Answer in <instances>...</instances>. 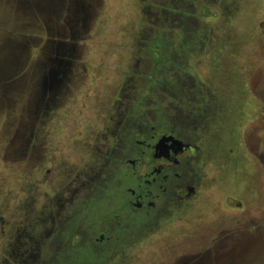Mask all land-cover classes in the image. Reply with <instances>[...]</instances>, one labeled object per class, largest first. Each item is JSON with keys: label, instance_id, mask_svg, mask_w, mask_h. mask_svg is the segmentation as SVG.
I'll list each match as a JSON object with an SVG mask.
<instances>
[{"label": "rangeland", "instance_id": "1", "mask_svg": "<svg viewBox=\"0 0 264 264\" xmlns=\"http://www.w3.org/2000/svg\"><path fill=\"white\" fill-rule=\"evenodd\" d=\"M180 1L0 0V264L13 225L35 232L44 210L39 232L52 228L100 184L75 180L99 171L128 95H148L151 74L168 71L162 19ZM185 4L202 30L183 71L218 107L195 142L200 194L102 264H264V0ZM59 56L71 60L67 76L43 96Z\"/></svg>", "mask_w": 264, "mask_h": 264}, {"label": "flooded vegetation", "instance_id": "2", "mask_svg": "<svg viewBox=\"0 0 264 264\" xmlns=\"http://www.w3.org/2000/svg\"><path fill=\"white\" fill-rule=\"evenodd\" d=\"M59 57L68 62L60 68L58 75L62 84L71 60L69 57ZM55 91H47L46 94H54ZM196 92L198 94L196 108L199 113L194 112V106L188 105L187 102L183 104L184 102L180 100V103L174 107L170 102L171 106L168 109L172 108V114L177 109L184 108L185 120L178 122L171 119L164 130H158L155 125L151 126L144 133L143 139L140 138V134L144 131L140 128V124L134 123L132 130L130 129L132 117L129 116L128 108L131 103L124 104L126 108L122 110L121 116L119 115L120 119L103 137L106 140V151L103 154L99 153L97 158L101 161L99 171L88 180L82 179L80 172L75 182H78L77 188H79L86 185L91 187L96 182L101 183L105 180H115L114 182L120 185L125 184L123 177L130 178L134 185L126 184L125 200L107 202L103 206H93L84 200L71 214L62 219L58 218L57 221L51 213L52 222L57 223L43 232L39 230L42 229L46 218L44 210L38 211L33 222V226L36 227L35 232L19 231L15 225L9 229L5 240L6 257L3 264H78L79 262L102 264L110 257V252H124L125 245L129 241L150 234L157 221L173 207L181 202L189 203L190 200L195 199L200 194V178L203 176L199 173V170H202L197 165L201 148L195 142L201 137L200 132L212 122L218 108L212 97L205 95L201 89ZM128 96L134 101L136 95L131 93ZM154 103L155 101L153 105ZM122 104L121 100L117 101V105ZM199 104H202V107ZM115 134L118 137H115L116 142H113L111 136ZM163 137L168 139L160 142ZM201 144L204 146V139ZM89 168L91 171L94 170L93 167ZM114 176L117 177L114 179ZM57 183L61 185L60 182ZM68 184L71 186L75 183L68 181ZM71 199L69 198L70 202ZM50 205H53V202H50ZM57 205L59 207L56 213L59 215L63 202ZM97 209H102L99 218H102L103 222L94 223L97 219H93L94 221L83 229L85 237L83 240L89 243L88 248L93 252H74L81 242V238L76 239V235L67 239L65 246L68 247V251L61 252L60 230L63 220L86 211L93 214ZM104 223L106 229L98 232L99 226Z\"/></svg>", "mask_w": 264, "mask_h": 264}, {"label": "trees", "instance_id": "3", "mask_svg": "<svg viewBox=\"0 0 264 264\" xmlns=\"http://www.w3.org/2000/svg\"><path fill=\"white\" fill-rule=\"evenodd\" d=\"M189 1L190 0H183V2L180 1L182 2L180 4V8L173 10L175 14H173L171 10H167L168 13L166 11L163 15L162 21L163 23H167V27L164 29L166 34L161 36L159 43L162 44L163 47H170V65H168L169 68H167V72H162L161 74H151L147 90L148 95H142L139 97L135 96V102L131 103L128 108L129 116L132 117V125L130 126L131 130L134 123L140 124V128L144 130L147 127L149 128V123L153 121L158 130H164L168 127L166 124L169 121H184V108L179 110L177 109L173 114L172 108L171 110L168 109L171 105L173 107L176 106V104L180 103V100L182 103L184 102L183 104L187 102V104L193 105L194 112H200L196 108V98L198 97L196 91L200 88L195 80L190 77L191 73L183 71L187 53L192 45L196 43V38L200 36L202 30L198 25L196 16L188 10L187 5L185 4L187 2L189 3ZM183 4L186 7H181ZM180 47H182L183 50ZM158 55L159 57L163 56L162 52L158 53ZM168 100L169 102H172L171 105L168 102L169 105L164 106V101ZM153 101H155L154 105L151 104ZM116 177L114 176V179ZM123 178L125 184L121 183L120 185L115 183V180H105V182H101L92 190L86 199V202L93 204V206H103L107 202L125 200V186L128 184L134 185V183L130 178ZM101 210L102 209H97L93 214L88 212V210L83 213L74 214L71 218L63 220L61 224L62 228L60 230L61 252L68 251V247L65 245L67 239L73 235L81 238L80 245L74 252H93L88 248L90 245L83 240L85 237L82 232L86 225L90 224L91 221H94L93 219H97L94 223L103 222L102 218H99ZM136 217L137 215L135 218ZM78 264H80V262Z\"/></svg>", "mask_w": 264, "mask_h": 264}, {"label": "water", "instance_id": "4", "mask_svg": "<svg viewBox=\"0 0 264 264\" xmlns=\"http://www.w3.org/2000/svg\"><path fill=\"white\" fill-rule=\"evenodd\" d=\"M60 47L67 51L69 47L61 43ZM59 55L63 56L64 53H59ZM68 62H65L62 58L56 57L52 60L53 66L48 71V75L44 78L43 81V87H44V95H46L47 91H55L59 85L61 84V79L58 78L60 68L67 65ZM167 137H163L160 142H164V140H167Z\"/></svg>", "mask_w": 264, "mask_h": 264}]
</instances>
